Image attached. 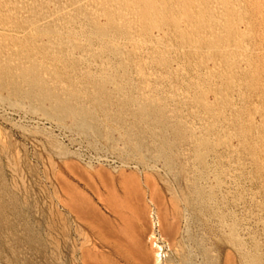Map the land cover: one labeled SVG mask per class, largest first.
Masks as SVG:
<instances>
[{
	"label": "rangeland",
	"instance_id": "rangeland-1",
	"mask_svg": "<svg viewBox=\"0 0 264 264\" xmlns=\"http://www.w3.org/2000/svg\"><path fill=\"white\" fill-rule=\"evenodd\" d=\"M72 1L0 0V24L36 31L0 35V264H264V0H95L51 44L40 17ZM52 98L101 100L111 130L31 119Z\"/></svg>",
	"mask_w": 264,
	"mask_h": 264
},
{
	"label": "bare ground",
	"instance_id": "bare-ground-1",
	"mask_svg": "<svg viewBox=\"0 0 264 264\" xmlns=\"http://www.w3.org/2000/svg\"><path fill=\"white\" fill-rule=\"evenodd\" d=\"M29 0H21V3H28ZM68 1V0H67ZM115 1V0H114ZM118 1V0H117ZM32 3V2H31ZM52 3V2H51ZM95 0H75V1H72V2H68V3H63L62 6L59 8H55L53 11L47 13V14H44L42 17H40L41 19L39 20V25L41 27H45L49 24H54V23H59L61 24L62 21L60 22V17L63 16V15H73L75 13V11L81 7H85V8H89L91 9L95 14H98V11L97 8L95 7ZM160 3V2H159ZM29 4V3H28ZM117 4V3H116ZM142 4V3H141ZM10 5V4H9ZM143 5V4H142ZM162 5V4H161ZM165 5V4H164ZM171 5V4H170ZM179 5V4H178ZM184 5V4H183ZM141 6V5H140ZM169 6V5H168ZM13 7V6H12ZM25 7V5H24ZM29 7V6H28ZM127 7V6H126ZM134 7V6H133ZM20 8V7H19ZM136 8V7H135ZM134 8V9H135ZM172 8V7H171ZM24 9V8H23ZM128 10V8H126ZM167 9V8H166ZM170 9V8H169ZM16 10V9H15ZM7 11L10 12V8H7ZM45 11V10H44ZM12 12V11H11ZM48 12V11H47ZM14 14V13H13ZM27 14V12L24 10L21 11V15L25 17V15ZM12 15V14H10ZM19 15V14H17ZM31 16V14H30ZM34 16V15H33ZM162 17V16H161ZM89 23V22H88ZM91 24V23H90ZM32 25V24H31ZM29 25L27 28H25L24 30H21V29H17L15 28V26L13 27L11 24H0V35H14V36H17V37H25L27 34H35L36 31H35V27L34 25ZM27 26V25H26ZM61 28L60 30H57L59 32V34L57 36H55V39L53 40H50L52 41L51 44H54V43H60L63 39V36L64 37V41L67 42V43H71V37L69 35L68 30L71 29V27L69 25H65V24H61L60 25ZM77 27L78 28H83V22L82 21H79L77 23ZM45 29V28H44ZM78 30V29H77ZM80 30V29H79ZM45 31V30H44ZM91 31V30H90ZM92 32V31H91ZM99 32V31H98ZM109 32V31H108ZM45 34V33H44ZM63 35V36H62ZM104 35V34H103ZM110 35V34H109ZM109 35H106V39L109 37ZM144 35V34H143ZM28 36V35H27ZM51 36V35H50ZM85 36V35H84ZM83 36V37H84ZM83 37H78V40L79 41H82L84 40ZM105 37V36H104ZM54 38V37H53ZM85 38V37H84ZM91 38V37H90ZM97 38V37H96ZM110 38V37H109ZM122 38V37H120ZM22 39V38H21ZM111 39V38H110ZM17 40V39H16ZM77 40V39H76ZM86 40V39H85ZM105 40V39H104ZM133 43L137 46H139L140 50L144 53H148V51L150 50V45L145 41L143 40V38L140 36V35H135L133 38ZM18 41V40H17ZM75 41V40H74ZM129 41V40H128ZM24 42V41H23ZM131 42V41H130ZM25 43V42H24ZM85 43V42H84ZM153 43V42H151ZM66 45V44H65ZM154 45V44H153ZM18 46V45H17ZM90 47V46H89ZM155 47V46H154ZM10 48V47H9ZM61 48V47H60ZM115 48V47H114ZM158 48V47H157ZM160 48V47H159ZM99 49V48H98ZM174 49V48H173ZM161 50V49H160ZM154 52V51H153ZM158 52V51H157ZM74 53V52H73ZM151 53V52H150ZM30 54V53H29ZM66 54V53H65ZM60 56V55H59ZM87 53H81L79 54V58L82 59L83 61H87L89 63V66L88 68L90 70H92V73L95 75H98V77L100 78H104V76H109L111 75L112 71H115L116 73L119 72V69H117L112 62H101V63H97V62H91L89 60V58L87 57ZM36 58V57H35ZM99 59V58H98ZM104 59V58H103ZM108 59V58H107ZM106 60V59H104ZM110 60V59H109ZM122 61V60H121ZM123 63V62H121ZM178 67V66H177ZM49 68V67H48ZM86 68V69H88ZM11 70V69H9ZM32 71V70H31ZM7 72V71H6ZM5 73V72H4ZM90 74V73H88ZM119 74V73H118ZM125 74V73H124ZM52 75V73H51ZM120 75V74H119ZM162 75V74H161ZM35 76V75H34ZM45 76V75H44ZM154 76V75H153ZM36 77V76H35ZM56 77V76H55ZM93 78V77H92ZM91 78V79H92ZM54 79V78H53ZM29 80V77H25L22 81L23 82H28ZM109 80V79H108ZM54 81V80H53ZM63 81V80H62ZM83 81V80H82ZM125 82V80H124ZM133 82V81H132ZM45 83V82H44ZM57 83V82H56ZM79 83V82H78ZM58 84V83H57ZM112 84V83H110ZM4 86V85H3ZM6 86V85H5ZM27 86H31V84H27ZM58 86V85H57ZM60 86V85H59ZM83 86V85H82ZM65 87V86H63ZM75 87V86H74ZM73 88V87H72ZM118 91H121L118 83H117V87ZM63 89V88H62ZM94 89V88H92ZM91 89V90H92ZM5 90V89H4ZM3 90V92H4ZM26 90V89H25ZM64 90V89H63ZM181 90V89H180ZM6 91V90H5ZM47 91V90H46ZM80 91V90H79ZM61 92V91H60ZM65 92V91H63ZM73 92V91H72ZM89 92V91H88ZM46 93V92H45ZM186 92H183L181 91L180 92V95L184 96ZM30 93H28L27 95H29ZM75 94V93H74ZM73 94V95H74ZM188 94V93H187ZM72 95V96H73ZM84 95V94H83ZM145 95V94H144ZM146 96V95H145ZM23 97V96H22ZM116 97V96H115ZM20 98V97H19ZM26 98V97H25ZM30 100H31V97H28ZM147 98V96H146ZM0 102L3 103V97L0 96ZM10 98H7V100H9ZM45 100V98H43ZM47 100V99H46ZM45 100V101H46ZM51 100V99H50ZM49 100V101H50ZM53 100V101H52ZM52 102L53 104L51 105V109L53 110L52 112H47V111H44L43 113V116H38L36 118H31L33 119L34 121H38V122H42L46 120L47 121H50V120H63L64 118H72L73 119V123L70 127H67V126H64L65 128L69 129V130H72L73 128L76 129L77 131H79L81 134H83L84 136H90L91 134H95L98 129L96 128L95 125L99 124V125H104L105 124V127L108 129V130H111V123H109L111 121V118L108 116V108L106 109L104 107L103 104H101V100L97 99L98 101V106H94V105H91L89 102H80V104L77 105V109L73 108L71 105H68L66 104L67 102H62V101H59V100H54V98H52ZM23 101V100H22ZM27 101V100H26ZM43 101V100H42ZM50 101V102H51ZM74 101V100H73ZM94 101V100H93ZM92 101V102H93ZM104 101V100H103ZM40 102V101H39ZM44 102V101H43ZM42 103V102H41ZM44 104V103H43ZM12 107H17L21 106V108H23V110L25 109V105L21 102V99H15V103H11L10 104ZM33 105V102L30 101L29 105L27 106V110L28 107L31 108V106ZM106 105V104H105ZM13 108V109H14ZM18 108V109H19ZM11 109V108H10ZM119 107H116V109H114V111H116V113L120 116L121 115V111L122 109L119 111L118 110ZM25 110V111H27ZM31 110V109H30ZM37 110V109H36ZM16 111V109L14 110ZM59 113L60 117L59 118L58 116L55 115V113ZM28 113V111H27ZM26 114V113H25ZM37 114V113H35ZM101 114H104L103 118L101 117ZM141 115V117H143V115L141 113H139ZM24 115V114H23ZM33 115V114H32ZM38 115V114H37ZM125 116V115H124ZM26 117V116H25ZM46 117V118H45ZM57 118V119H56ZM136 118H139V117H136ZM130 119V118H129ZM142 119V118H141ZM59 122V121H58ZM52 123V122H51ZM56 124V123H55ZM50 125V124H49ZM115 125V124H114ZM57 126V125H56ZM53 128V127H52ZM59 128V127H58ZM1 130V129H0ZM113 130V129H112ZM3 134L0 132V139H4L3 138ZM5 140V139H4ZM3 140V141H4ZM2 144V143H1ZM189 152V151H188ZM187 153V152H186ZM6 157L8 158V156L6 155ZM155 166V165H154ZM154 168V167H153ZM9 172L11 173V176H14V177H18V173H17V170L15 168L14 165H11L9 164ZM18 178H21L18 177ZM22 180V179H20ZM19 180V181H20ZM17 182V181H16ZM18 184V182H17ZM20 185V184H19ZM18 187V186H17ZM202 189V188H201ZM25 190V189H24ZM178 194V193H177ZM71 195V194H70ZM184 194L181 192V196H182V199L184 201L187 200V198L185 196H183ZM72 196V195H71ZM71 202V201H70ZM187 202V201H186ZM69 204V203H68ZM180 208V207H179ZM187 212V211H186ZM202 212V211H201ZM185 213V212H184ZM188 213V212H187ZM184 215V214H183ZM188 217V216H186ZM184 218V217H183ZM184 222H185V218H184ZM194 227V226H193ZM248 228L245 229V233L248 234ZM198 233V232H197ZM184 237V236H183ZM182 237V238H183ZM186 237V236H185ZM244 239V238H243ZM187 240V239H186ZM184 241V240H183ZM186 244V243H185ZM188 245V244H187ZM195 245V244H194ZM186 248V247H184ZM198 248V247H197ZM190 249V248H189ZM186 251V249H185ZM174 252H175V256H176V260H178L179 262H181V258H184L182 257V252H183V247L180 245V244H177L175 245V248H174ZM192 252V251H190ZM195 252V251H194ZM201 253V252H200ZM188 255V254H187ZM186 255V256H187ZM199 255V254H198ZM200 256V255H199ZM197 257V256H196ZM159 254H157L156 256V263L159 262ZM203 259V258H201ZM190 260V258H189ZM200 260V259H199ZM204 260V259H203ZM174 261V260H173ZM177 262V261H176ZM200 262V261H199ZM204 262V261H203ZM172 264V263H170ZM202 264V263H201Z\"/></svg>",
	"mask_w": 264,
	"mask_h": 264
}]
</instances>
